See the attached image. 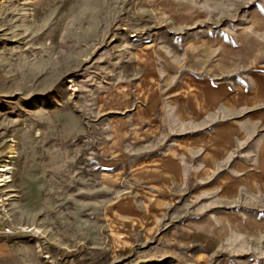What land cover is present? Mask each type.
<instances>
[{
  "label": "crops",
  "instance_id": "crops-1",
  "mask_svg": "<svg viewBox=\"0 0 264 264\" xmlns=\"http://www.w3.org/2000/svg\"><path fill=\"white\" fill-rule=\"evenodd\" d=\"M153 9L162 25L133 47L134 77L96 98L111 251L147 246L170 264H264V14H251L231 40L188 36L171 51L165 34L203 17L173 1ZM12 256L19 248L0 235V261Z\"/></svg>",
  "mask_w": 264,
  "mask_h": 264
},
{
  "label": "rangeland",
  "instance_id": "rangeland-1",
  "mask_svg": "<svg viewBox=\"0 0 264 264\" xmlns=\"http://www.w3.org/2000/svg\"><path fill=\"white\" fill-rule=\"evenodd\" d=\"M164 1L203 17L165 34L171 51L188 36L231 40L264 14V0H0V167L14 156L9 221L33 229L3 236L21 256L0 264H170L147 246L111 251L99 169L106 124L95 105L105 86L134 77L131 51L162 25L153 8Z\"/></svg>",
  "mask_w": 264,
  "mask_h": 264
},
{
  "label": "built area",
  "instance_id": "built-area-1",
  "mask_svg": "<svg viewBox=\"0 0 264 264\" xmlns=\"http://www.w3.org/2000/svg\"><path fill=\"white\" fill-rule=\"evenodd\" d=\"M11 173H7L6 177H8L6 182H0V235L4 237H10L23 232L21 228H14V226L9 221L8 215V195H6L8 189L5 188L11 182ZM1 175V173H0ZM1 180V178H0Z\"/></svg>",
  "mask_w": 264,
  "mask_h": 264
},
{
  "label": "bare ground",
  "instance_id": "bare-ground-1",
  "mask_svg": "<svg viewBox=\"0 0 264 264\" xmlns=\"http://www.w3.org/2000/svg\"><path fill=\"white\" fill-rule=\"evenodd\" d=\"M10 161L9 162H5V163H8V164H6L5 166H3V169H1V167H0V173H1V175H0V178H1V180H0V182H6L7 180V178L8 177H6V175H7V173H11V163H12V159L14 158V156L13 155H11L10 157ZM22 230H23V232H32L33 231V229H27V228H21Z\"/></svg>",
  "mask_w": 264,
  "mask_h": 264
}]
</instances>
